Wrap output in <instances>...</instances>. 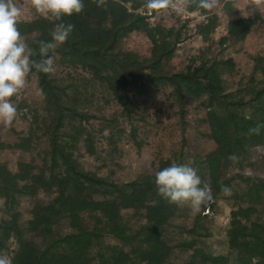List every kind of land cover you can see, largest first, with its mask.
<instances>
[{
  "label": "trees",
  "instance_id": "trees-1",
  "mask_svg": "<svg viewBox=\"0 0 264 264\" xmlns=\"http://www.w3.org/2000/svg\"><path fill=\"white\" fill-rule=\"evenodd\" d=\"M83 2L81 13L63 17L62 21L51 16L18 24L21 35L31 37L27 43L37 53L32 59H41L38 42L51 40L57 23H71L75 27L67 42L49 55L57 56L64 66L80 69L86 75L87 87L98 84L102 94L117 101L125 111L132 105L130 89L138 84L170 87L182 106L205 98L209 136L217 148L201 163L188 166L196 170L202 181L210 183L213 202L222 194L221 185L231 188L232 179L225 176L227 171L240 168L249 151L264 144V128L259 135H248L250 128L264 124V80L255 83L252 78L243 89L228 91L223 72L233 68L232 59L204 62L178 72L169 70L167 65L181 39L173 29L166 32L160 26L152 27L148 17L138 12L146 0H107L106 8L97 7L95 0ZM249 29L248 21L229 24V34L236 38H245ZM134 32L146 34L152 42L149 58L122 48L121 43ZM262 63L264 53L256 59V72ZM260 72L264 77V68ZM30 73L38 76L42 93L53 111L46 127L48 147L41 165L32 159L19 163L11 171L0 164V198L5 200L7 216L0 220V252H5L9 241L15 239L18 249L13 264H170L173 247L166 228L189 205L169 203L158 194L155 175L172 164L162 162L154 174L127 183L111 181L89 170L77 153L81 140L88 148L93 145L83 128L89 122L82 105V98L88 96L85 86L76 85L68 92L63 80L34 68ZM31 140L20 148L30 151ZM92 149L88 153H93ZM230 155L239 157L238 163L230 161ZM175 163L184 164L183 160ZM251 180L248 195L255 203L259 201L260 188ZM40 192L51 193L53 198L34 206L30 220L21 224L17 208L20 198L34 197ZM129 210L142 211L144 224L138 230H132L124 221L122 212ZM255 211L250 205L231 213L227 243L236 256V264H253L254 258L256 264H264V219L252 221L250 213ZM64 220L69 221L72 232L55 233L54 227ZM194 231L195 228L190 233ZM107 238L121 245L106 243ZM125 246H131L132 251L126 252ZM176 246L194 247L186 240ZM186 264H230V259L196 248Z\"/></svg>",
  "mask_w": 264,
  "mask_h": 264
},
{
  "label": "rangeland",
  "instance_id": "rangeland-1",
  "mask_svg": "<svg viewBox=\"0 0 264 264\" xmlns=\"http://www.w3.org/2000/svg\"><path fill=\"white\" fill-rule=\"evenodd\" d=\"M198 2L188 0L189 7L183 15L171 9L154 12L144 5L138 10L148 17L152 27L160 26L166 32L173 29L181 39L167 68L178 72L188 67L196 68L204 62L232 59L233 68H226L223 72L228 91L243 89L252 78L255 83L263 81L260 69L264 68V63L259 64L256 72V59L264 53V0H233L230 3L220 0V6L211 12L197 9ZM18 3L23 5L21 22L52 16L37 13L30 0H18ZM235 21L250 23L245 38L229 34V24ZM24 39L28 42L31 37L25 36ZM121 46L141 58H149L153 47L147 35L141 32L132 33ZM53 59L56 71L50 73L51 77L63 80L69 87L68 92L76 85L85 86L88 91V96L82 98V105L89 122L83 128L91 136L93 145L88 148L81 140L77 153L89 170L111 181L127 183L143 175L154 174L162 162L173 164L183 160L186 165L201 163L204 157L216 150L217 144L209 136L205 98L182 106L173 95L172 88L138 84L130 89L132 105L125 111L117 101L103 95L98 84L87 87L86 75L80 69L64 66L57 56ZM26 79V87L12 98L18 109L17 118L11 125L0 122V164L11 171H15L19 163L32 159L41 165L48 147L46 127L50 125L53 111L41 91L36 73H29ZM31 138L30 151L21 149L20 146ZM89 149L94 152L88 153ZM225 176L232 179L230 196L222 193L198 212H194L189 204L182 215L172 219L166 228L167 238L173 247L170 264H186L196 248L205 254L227 256L230 264H236V256L229 251L227 243L231 213L252 205L256 211L250 213L251 220L264 219V144L252 148L240 168H230ZM250 179L260 188L259 201L255 203L252 202L254 198L248 195ZM52 198L53 194L45 192L34 197H21L17 207L21 224L26 225L30 220L34 206ZM4 203L5 200L0 198V220L7 218ZM122 215L132 230H138L144 224L142 211H123ZM193 228L195 233H190ZM54 231L67 234L72 229L69 221L64 220L54 227ZM183 240L194 247L176 246ZM106 243L121 245L110 238ZM17 249V241L11 239L5 252L13 259ZM125 251H132L131 246H125ZM132 259L135 261V257Z\"/></svg>",
  "mask_w": 264,
  "mask_h": 264
},
{
  "label": "clouds",
  "instance_id": "clouds-1",
  "mask_svg": "<svg viewBox=\"0 0 264 264\" xmlns=\"http://www.w3.org/2000/svg\"><path fill=\"white\" fill-rule=\"evenodd\" d=\"M95 2L97 7H107V0ZM30 4L37 13L45 16L51 14L57 21L81 13L85 7L83 0H30ZM144 6L154 12L171 9L183 15L189 4L188 0H146ZM219 6L220 0H199L196 4L197 9L209 12ZM22 17L23 5L18 0H0V122L6 125H11L18 116L12 98L26 87L28 74L33 68L44 74L54 73V59L49 52L66 43L75 27L71 23H57L51 33V40L38 42L41 59L37 61L32 59L36 51L18 29ZM262 128L264 124H257L248 130V135H259ZM228 159L233 163L239 161L236 155H230ZM155 183L158 194L169 203L190 204L194 212L200 211L214 199L210 183L202 181L196 170L186 164L173 163L158 171ZM221 192L230 196L232 189L221 185ZM0 264H13V259L7 252H0ZM253 264H256L255 258Z\"/></svg>",
  "mask_w": 264,
  "mask_h": 264
}]
</instances>
